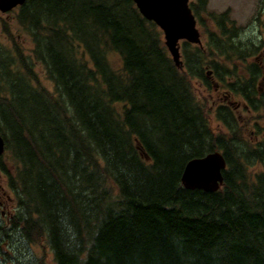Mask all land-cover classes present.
Instances as JSON below:
<instances>
[{"label":"trees","instance_id":"obj_1","mask_svg":"<svg viewBox=\"0 0 264 264\" xmlns=\"http://www.w3.org/2000/svg\"><path fill=\"white\" fill-rule=\"evenodd\" d=\"M206 3L190 6L218 33L202 31L203 49L183 44L181 70L132 0L22 5L24 45L5 28L17 46L0 49V167L14 203L0 224V264H27L33 248L34 264H46L45 248L52 264H264V144H243L225 106L214 115L225 128L213 132L208 98L192 85L210 93L211 66L264 112L255 65L225 82L259 48L235 46L226 13ZM214 53L222 60L208 64ZM214 151L227 164L222 189L184 190L185 164Z\"/></svg>","mask_w":264,"mask_h":264},{"label":"rangeland","instance_id":"obj_2","mask_svg":"<svg viewBox=\"0 0 264 264\" xmlns=\"http://www.w3.org/2000/svg\"><path fill=\"white\" fill-rule=\"evenodd\" d=\"M206 11L209 13H214L216 15H221L224 12L228 13L227 18L229 19V22H233L234 24L229 23V29L234 33V34H239L235 39H234V45L238 43H242L247 47L250 43L249 42H256V45H259L260 51L264 50V45H261L264 43V0H207L206 6H205ZM207 12V13H208ZM13 14L7 15V16H1L0 19V49L9 51V48L11 50L13 47L16 45L15 43H12V41L9 39V37L5 34L4 29H3V23L6 25L7 28V34H9L10 37L14 39V41L19 45L22 46L24 45V36L22 35L17 22L15 20L16 17V12H12ZM208 19V18H206ZM204 23L203 27H198L200 31L203 28H206L207 30H211V32L218 33L216 32L218 29L214 26V23L208 21V20H202ZM232 26L235 27L236 30H240V32L236 33V30L231 29ZM242 29V32H241ZM203 36V35H202ZM204 44V43H203ZM17 46V45H16ZM13 51V50H12ZM254 53L250 57L247 58L246 63L237 65L236 69H230L227 77H225V82L226 83H235V77L236 76H241L244 75L246 76L247 73V66L250 65L254 59ZM214 58L210 57L207 61L209 63H215L216 61H220L219 59L222 60L221 57L217 56L216 53H214ZM218 57V58H216ZM264 58V53L261 56V59ZM215 59V61H213ZM260 59V60H261ZM211 67V66H210ZM217 67V72L224 71L226 72L228 70L227 66H224L223 63H216ZM231 68L232 66L229 65ZM39 68L35 67V70L38 71ZM232 72V73H231ZM231 73V74H230ZM238 74V75H235ZM263 75H261L259 78H257L256 82L259 83L261 82V78ZM215 77L216 82L220 84L219 79ZM44 80V78H43ZM240 81H242V77H240ZM192 85H194L199 98L205 99L206 97H210L208 100V106L211 107L213 112H216V109L218 107V104L220 102H216V99L219 100L223 93L216 94L215 92L212 91L210 88V93H207L205 91L204 84L197 80L194 79L192 82ZM223 87H227L224 85H221ZM259 86V85H258ZM261 86V85H260ZM259 88V87H258ZM219 91H224V89H221ZM257 95L254 96L255 100L264 98V81H263V86H261V90L259 91ZM232 102H243V100L240 97L234 96V98H231ZM214 102V105L212 104ZM207 109V108H206ZM234 111V110H233ZM232 111V116L235 121H237L238 127L241 128L243 132V139L244 142L243 144L248 145H258V144H264V112L263 110L261 111H255L254 109L250 110V113H247L245 110L238 109V112L235 113ZM4 113L5 111L3 110V118H4ZM0 117L2 118V113L0 112ZM210 128L215 132L216 134L220 132V129H224L223 124L215 120V116H212V119L210 118L209 122ZM5 156V155H4ZM254 169V168H253ZM252 169V170H253ZM8 194L6 193V199H7ZM12 206V203H9V207ZM1 211V210H0ZM5 216L7 215H2L0 212V224L4 225L6 223V218ZM13 246V252L14 254L22 252L23 254L29 255L28 249L30 246L26 244H18V245H12ZM31 251V259L28 257L29 262L27 264H34V259L35 256L38 254L35 248H33ZM44 255H45V260L46 264H52V253L49 250V248L44 249ZM11 264V263H9Z\"/></svg>","mask_w":264,"mask_h":264},{"label":"water","instance_id":"obj_3","mask_svg":"<svg viewBox=\"0 0 264 264\" xmlns=\"http://www.w3.org/2000/svg\"><path fill=\"white\" fill-rule=\"evenodd\" d=\"M25 0H0V10L8 11ZM139 13L153 22L163 33L164 45L176 67L179 61L178 41L199 44V33L188 7L189 0H132ZM4 152V141L0 135V155ZM226 163L219 152L209 153L202 158L189 160L180 175L184 189L214 193L223 184L222 173Z\"/></svg>","mask_w":264,"mask_h":264},{"label":"flooded vegetation","instance_id":"obj_4","mask_svg":"<svg viewBox=\"0 0 264 264\" xmlns=\"http://www.w3.org/2000/svg\"><path fill=\"white\" fill-rule=\"evenodd\" d=\"M17 10H18V7H16V8H14V9H12L10 12H8V14L7 13H3V14H1L0 13V15H5V16H7V15H10V13L11 12H17ZM263 54H261V55H259L256 59H255V62H258V63H260L261 61H260V58H261V56H262ZM259 90H261V87H259ZM245 108H247L246 106H244ZM239 108V107H238ZM248 112H249V110H248ZM2 202H3V200H1V197H0V206L2 207ZM2 214H3V212H2Z\"/></svg>","mask_w":264,"mask_h":264},{"label":"bare ground","instance_id":"obj_5","mask_svg":"<svg viewBox=\"0 0 264 264\" xmlns=\"http://www.w3.org/2000/svg\"><path fill=\"white\" fill-rule=\"evenodd\" d=\"M181 183V182H180ZM185 190V189H184Z\"/></svg>","mask_w":264,"mask_h":264}]
</instances>
